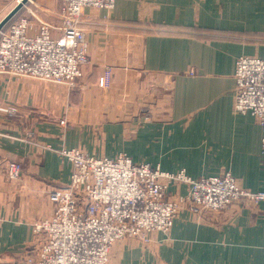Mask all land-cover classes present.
<instances>
[{
	"label": "crops",
	"instance_id": "obj_1",
	"mask_svg": "<svg viewBox=\"0 0 264 264\" xmlns=\"http://www.w3.org/2000/svg\"><path fill=\"white\" fill-rule=\"evenodd\" d=\"M14 3L0 0V21ZM81 26L89 62L74 86L0 73V264L37 247L49 193L70 180L62 149L125 153L195 179L230 172L264 191L262 126L234 110L237 58H264V0H117L85 8ZM10 161L23 164L18 179L7 178ZM108 264H264V200L200 214L185 206L149 243L117 241Z\"/></svg>",
	"mask_w": 264,
	"mask_h": 264
},
{
	"label": "built area",
	"instance_id": "obj_2",
	"mask_svg": "<svg viewBox=\"0 0 264 264\" xmlns=\"http://www.w3.org/2000/svg\"><path fill=\"white\" fill-rule=\"evenodd\" d=\"M116 2L61 0V25L41 22L36 27L25 16L11 20L0 31V72L74 85L89 60L80 27L85 8L113 10ZM112 78L106 68L100 86L109 88ZM235 79L234 110L253 114L264 132V58L239 56ZM61 154L71 162L70 180L49 193L53 212L34 224L41 239L16 264H108L117 241L149 243L154 232H170L185 206L200 214L264 200V191L243 188L230 172L195 179L185 170L164 171L125 153L97 157L73 148ZM22 170L21 162H8L7 178L18 179ZM172 184L186 186L187 193L170 197Z\"/></svg>",
	"mask_w": 264,
	"mask_h": 264
},
{
	"label": "rangeland",
	"instance_id": "obj_3",
	"mask_svg": "<svg viewBox=\"0 0 264 264\" xmlns=\"http://www.w3.org/2000/svg\"><path fill=\"white\" fill-rule=\"evenodd\" d=\"M13 1L15 2L14 4H17V0H13ZM57 1L59 2L58 8H57V5H56L57 4L56 3ZM60 7H61V0H29L28 3L23 6V8L20 10V12L13 19L19 18L21 16H25V17L28 18V20H29V22L31 24H33L36 27H38L41 22H48V23L54 24L55 22H53V20H54L55 17H57L58 20H59L57 24L58 25H61L62 22H61L60 17H59ZM50 8L51 9H53V8L56 9L57 8V11L55 12V14L50 11ZM56 14H58V15H56ZM82 18H83V16H82ZM82 18H81L80 27H82L81 26V24H82ZM88 57H89V55H88ZM88 62H89V60H88ZM87 63H85V64H87ZM82 66H81V73L83 75ZM108 68H110V67H108ZM105 69H104V71H105ZM110 69L112 70V68H110ZM0 73H2V72H0ZM19 77H21V76H19ZM29 78H33V77H29ZM44 81H46V80H44ZM77 81H78V79L75 81V84H76ZM48 82H50V81H48ZM99 82H100V78H99ZM57 84H60V83H57ZM65 85H69V84H65ZM74 85H69V86H74ZM4 109H5V111H8V112L11 111L8 108H4Z\"/></svg>",
	"mask_w": 264,
	"mask_h": 264
},
{
	"label": "water",
	"instance_id": "obj_4",
	"mask_svg": "<svg viewBox=\"0 0 264 264\" xmlns=\"http://www.w3.org/2000/svg\"><path fill=\"white\" fill-rule=\"evenodd\" d=\"M29 0H21L17 3L12 10L0 21V31L11 21L13 18L20 12L25 4L28 3Z\"/></svg>",
	"mask_w": 264,
	"mask_h": 264
},
{
	"label": "bare ground",
	"instance_id": "obj_5",
	"mask_svg": "<svg viewBox=\"0 0 264 264\" xmlns=\"http://www.w3.org/2000/svg\"><path fill=\"white\" fill-rule=\"evenodd\" d=\"M21 0H17V3H19Z\"/></svg>",
	"mask_w": 264,
	"mask_h": 264
}]
</instances>
